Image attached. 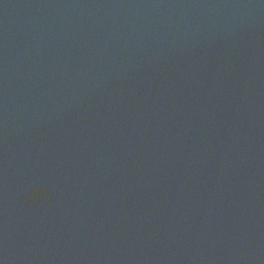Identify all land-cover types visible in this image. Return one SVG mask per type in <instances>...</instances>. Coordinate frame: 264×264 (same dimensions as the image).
Instances as JSON below:
<instances>
[{
  "label": "water",
  "instance_id": "obj_1",
  "mask_svg": "<svg viewBox=\"0 0 264 264\" xmlns=\"http://www.w3.org/2000/svg\"><path fill=\"white\" fill-rule=\"evenodd\" d=\"M0 264H264V0H0Z\"/></svg>",
  "mask_w": 264,
  "mask_h": 264
}]
</instances>
